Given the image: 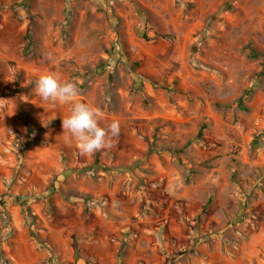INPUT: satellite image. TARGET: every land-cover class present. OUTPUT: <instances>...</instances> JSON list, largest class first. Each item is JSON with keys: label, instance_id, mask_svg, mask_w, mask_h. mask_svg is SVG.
<instances>
[{"label": "rangeland", "instance_id": "1", "mask_svg": "<svg viewBox=\"0 0 264 264\" xmlns=\"http://www.w3.org/2000/svg\"><path fill=\"white\" fill-rule=\"evenodd\" d=\"M0 264H264V0H0Z\"/></svg>", "mask_w": 264, "mask_h": 264}, {"label": "clouds", "instance_id": "2", "mask_svg": "<svg viewBox=\"0 0 264 264\" xmlns=\"http://www.w3.org/2000/svg\"><path fill=\"white\" fill-rule=\"evenodd\" d=\"M35 94L45 101L71 104L70 113L63 116L62 127L67 143L74 140L82 155H91L112 146V138L120 133V122L102 125V112L76 98L79 87L74 81L62 80L55 72L43 73L35 82Z\"/></svg>", "mask_w": 264, "mask_h": 264}, {"label": "crops", "instance_id": "3", "mask_svg": "<svg viewBox=\"0 0 264 264\" xmlns=\"http://www.w3.org/2000/svg\"><path fill=\"white\" fill-rule=\"evenodd\" d=\"M254 181V183H258L259 181H261V180H253Z\"/></svg>", "mask_w": 264, "mask_h": 264}]
</instances>
